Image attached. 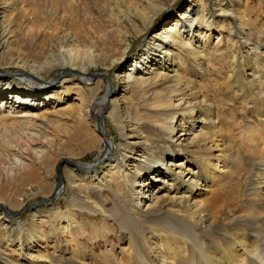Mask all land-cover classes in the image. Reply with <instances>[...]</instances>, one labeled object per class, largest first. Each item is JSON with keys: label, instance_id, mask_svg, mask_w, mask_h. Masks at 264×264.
<instances>
[{"label": "bare ground", "instance_id": "bare-ground-1", "mask_svg": "<svg viewBox=\"0 0 264 264\" xmlns=\"http://www.w3.org/2000/svg\"><path fill=\"white\" fill-rule=\"evenodd\" d=\"M180 2L0 0V264H264V0Z\"/></svg>", "mask_w": 264, "mask_h": 264}, {"label": "rangeland", "instance_id": "rangeland-1", "mask_svg": "<svg viewBox=\"0 0 264 264\" xmlns=\"http://www.w3.org/2000/svg\"><path fill=\"white\" fill-rule=\"evenodd\" d=\"M187 0H181V2L180 3H185ZM252 2H253V5L254 4H256L257 3V0H252ZM173 11V10H172ZM172 11H170L169 12V14L172 12ZM260 17H264V15H262V16H260ZM164 18V15L161 17V18H159V20L160 19H163ZM216 35H218V32H217V34ZM223 35V37H220V39H221V42L225 39V33H223L222 34ZM142 41V40H141ZM213 41H215V39H213ZM138 43L137 44H135V46H134V48H136V47H138ZM214 51L216 52L217 50L216 49H214ZM128 59H129V57L127 58V60H125V63H126V61H128ZM124 65V64H123ZM94 74V73H93ZM110 78H112V74H110V73H108L104 78H103V80H104V82H105V85H108L109 84V79ZM115 82V81H114ZM115 84H117L116 82H115ZM208 95H209V92H208ZM210 98H212V95H210ZM244 113L247 115V111L245 110L244 111ZM227 116V115H226ZM227 117H230L229 115L227 116ZM233 129V128H232ZM235 129L237 130V131H239L238 129H237V127L236 128H234L233 130L234 131H231V132H233L235 135H236V137L238 138V140L237 141H242L243 139H246L247 137H246V135H242V136H240L239 135V133L237 132V131H235ZM240 129H243V126L242 125H240ZM107 130V129H106ZM108 133H109V137H114V138H117L118 139V135H117V133L111 128V127H108ZM240 132V131H239ZM239 144H241V143H239ZM242 145V144H241ZM88 161H93V159L92 158H88L87 159ZM145 194V192H143V193H141V195H144ZM195 194V193H194ZM196 195V194H195ZM216 196L217 197H223V196H226V193H224V194H222V193H217L216 194ZM34 205H36V202L34 201V202H31V203H28V205H27V207H25L24 208V214H25V216L27 217V215H28V213H29V211H31V210H33V208H34Z\"/></svg>", "mask_w": 264, "mask_h": 264}]
</instances>
